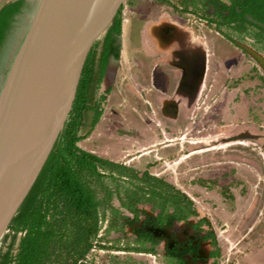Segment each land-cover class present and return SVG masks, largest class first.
<instances>
[{
	"label": "rangeland",
	"instance_id": "374dc122",
	"mask_svg": "<svg viewBox=\"0 0 264 264\" xmlns=\"http://www.w3.org/2000/svg\"><path fill=\"white\" fill-rule=\"evenodd\" d=\"M9 1L15 0H0V7ZM39 1L22 0L19 11L10 20L0 45V91ZM162 10L181 24L192 26V37L206 36L209 53L212 52L208 56L210 73L206 95L195 102L182 97L177 102L179 115H163L159 102H148L145 96L143 100L135 94L137 79L124 68L125 72L116 81L114 74L109 79L104 76L97 90L98 98L105 97L100 106L102 114L77 144L139 172L147 168L151 174L186 193L199 213V217L190 218L189 222L195 223L200 217L208 221L199 233L213 231L220 251L218 264H264V84L260 79L264 69L249 51L244 53L229 44L212 26L209 31L205 21L199 19L202 15L185 10L180 0H126L121 17L136 15L144 19ZM210 11L211 8L207 14ZM240 46L255 50L264 58V43L253 44L252 39L245 38L240 40ZM132 64L130 61L128 65ZM111 67V70L117 68ZM92 116L89 111L80 133L90 129ZM106 183L113 186L111 179ZM121 183L122 187L126 185ZM112 203L121 207L116 196ZM138 207L150 211L148 203H139ZM100 214H104L101 208ZM107 226L104 219L98 237H104ZM181 226L184 224L175 228L178 230ZM6 234L9 237L4 238ZM10 234L7 229L1 236L0 253L6 250ZM105 236L98 241L110 245L119 238L116 243L126 242L113 231ZM165 245L159 246L155 254L131 253L130 256L147 264H166ZM210 246L204 244L205 249L210 250ZM127 255L96 246L85 261L123 264Z\"/></svg>",
	"mask_w": 264,
	"mask_h": 264
},
{
	"label": "trees",
	"instance_id": "16d2710c",
	"mask_svg": "<svg viewBox=\"0 0 264 264\" xmlns=\"http://www.w3.org/2000/svg\"><path fill=\"white\" fill-rule=\"evenodd\" d=\"M189 1L191 6L197 5L194 0H180L185 10ZM21 3L22 0L9 1L0 7V45ZM229 9L228 20L238 18L240 30L249 27L256 34L257 42L264 43V0H233ZM121 10L122 6L86 57L63 130L8 225L10 240L6 250L0 253V264H95L87 263L85 258L96 246L125 252L128 255L123 264H147L130 254H155L162 239V236L155 235L157 228H169L175 221L187 222L192 217H199L192 199L162 177L100 157L77 144L93 129L102 114L100 106L105 97L98 98L97 90L110 58L119 55L117 41L121 32ZM89 111L93 113L90 129L80 133ZM107 179L113 181V186L106 183ZM121 182L126 185L122 187ZM114 196L121 207L113 205ZM139 203H148L150 211L138 207ZM104 219H107L108 226L104 237H98ZM205 222L208 221L200 217L191 225L198 233ZM111 231L119 233L126 242L116 243L119 238L110 245L98 241ZM6 237L9 234L4 235ZM206 238L217 246L212 232L202 238L189 239L186 248H181V243L171 248L165 245L166 264H188L187 254L192 262L197 260L199 241ZM219 252L214 250L211 255L219 256Z\"/></svg>",
	"mask_w": 264,
	"mask_h": 264
},
{
	"label": "water",
	"instance_id": "95a60500",
	"mask_svg": "<svg viewBox=\"0 0 264 264\" xmlns=\"http://www.w3.org/2000/svg\"><path fill=\"white\" fill-rule=\"evenodd\" d=\"M125 2L39 1L0 91V238L63 130L90 49Z\"/></svg>",
	"mask_w": 264,
	"mask_h": 264
},
{
	"label": "flooded vegetation",
	"instance_id": "af4514ba",
	"mask_svg": "<svg viewBox=\"0 0 264 264\" xmlns=\"http://www.w3.org/2000/svg\"><path fill=\"white\" fill-rule=\"evenodd\" d=\"M194 1L197 3L196 7L191 6L189 1L188 3L190 5L186 10H192L194 15H202L199 19L205 21V26L209 31H211L209 26H212L215 28V33L219 34L221 38L226 39L229 44L242 49L244 53H248L245 47L242 48L240 46V40L245 38L248 40V38H250L253 44L259 43L256 40V34L252 32L249 27L241 32L238 25V18L228 20L227 15H229V7L233 0ZM223 4H225V9H223ZM209 8H211V11L209 12L210 14H207ZM237 10L239 9L237 8ZM200 11H202V13H200ZM248 19L250 20V18ZM173 21L172 23L171 21L162 19L161 23L156 26V46L161 54H148L146 50H144L141 51L138 57L140 72L137 76V88H141L139 90L137 89L136 95L143 100L145 96L147 101L151 100L154 103L159 102L163 115H168L170 113V115L173 113L179 115L177 102H179L182 97H186L189 102L203 99L204 92L208 85L207 78L210 73V59L208 56L212 54V52L209 53L210 49L207 47L206 36L204 37L197 34L200 36L199 39L196 38L197 35L192 37L191 35H194L192 26H185L180 23V20L175 18ZM254 30H257V32L260 31L256 27H254ZM245 33L247 34L245 35ZM117 43L119 47V39ZM214 53L215 52H213V54ZM144 62L147 63L145 64ZM160 76H162L164 82H161ZM260 79L264 84L263 75H260ZM145 85H147L146 87L148 88H145ZM166 88L172 91L169 93V98H166L165 95L159 92H165L167 90ZM182 116L184 117L183 114ZM145 170L148 171L147 168ZM189 220L187 222L175 221L169 228H157L155 235L162 236V239L157 244L156 250H158L159 246L163 247L164 243H167L166 246H168V248L173 247L176 243H181L183 244L181 248H186L189 247V239L197 237L202 238L211 232L213 233V231L205 233L204 235L199 232L197 233V230L192 227V222H189ZM179 224H184L186 227L181 226V228L177 230L175 227ZM203 224L200 229H202V226L204 228ZM205 224L207 225L206 222ZM194 242L198 241L195 240ZM204 244L212 246L210 239L206 238L199 241V257L192 262L191 256L189 254L185 255V258L189 260L188 264H218L217 261L219 256H213L211 252L219 250V247L215 246L213 248L210 246V250H208L205 249Z\"/></svg>",
	"mask_w": 264,
	"mask_h": 264
},
{
	"label": "crops",
	"instance_id": "0c3cea01",
	"mask_svg": "<svg viewBox=\"0 0 264 264\" xmlns=\"http://www.w3.org/2000/svg\"><path fill=\"white\" fill-rule=\"evenodd\" d=\"M145 17L146 16H144V19L139 18V16L136 15H127L122 17L121 32L118 38L119 55L118 58H110L109 60L107 70L105 72V76H107L108 79L110 77H114V75V80L117 76H122V74L125 72L124 68H128L137 79L138 73L140 72L138 57L141 51L146 50L148 54L155 55L160 53L156 46V26L161 23L162 19L171 21L172 23L174 21L164 10H162L160 14H157L156 16ZM196 38L199 39L200 36L197 35ZM130 61L133 62L132 66L128 65ZM112 65H114V67L117 66V68L111 70ZM166 89L167 90L165 92H159L160 94L165 95L166 98H169V93L172 91H170L168 88ZM136 93L137 85L135 94Z\"/></svg>",
	"mask_w": 264,
	"mask_h": 264
}]
</instances>
